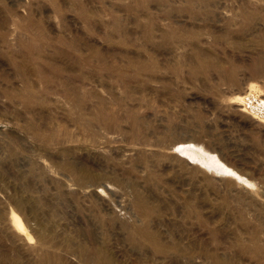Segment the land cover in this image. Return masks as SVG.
Instances as JSON below:
<instances>
[{
  "label": "rangeland",
  "instance_id": "rangeland-1",
  "mask_svg": "<svg viewBox=\"0 0 264 264\" xmlns=\"http://www.w3.org/2000/svg\"><path fill=\"white\" fill-rule=\"evenodd\" d=\"M0 264H264V0H0Z\"/></svg>",
  "mask_w": 264,
  "mask_h": 264
},
{
  "label": "bare ground",
  "instance_id": "bare-ground-1",
  "mask_svg": "<svg viewBox=\"0 0 264 264\" xmlns=\"http://www.w3.org/2000/svg\"><path fill=\"white\" fill-rule=\"evenodd\" d=\"M255 84H251L249 85V90L252 89V87H254ZM243 99V97L240 96H234L231 100L234 102H241ZM242 110H246L245 106L243 105ZM11 223L12 225L19 231V232H23V234L25 233V228L24 225L22 223V220L20 219V217L18 215H16L15 213H12L11 216ZM28 234V233H27ZM27 238L31 240V237L29 235H27Z\"/></svg>",
  "mask_w": 264,
  "mask_h": 264
}]
</instances>
